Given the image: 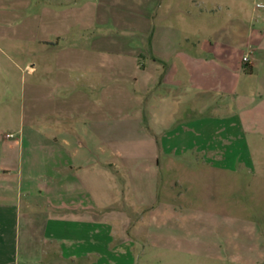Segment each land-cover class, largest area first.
Instances as JSON below:
<instances>
[{
  "label": "rangeland",
  "instance_id": "374dc122",
  "mask_svg": "<svg viewBox=\"0 0 264 264\" xmlns=\"http://www.w3.org/2000/svg\"><path fill=\"white\" fill-rule=\"evenodd\" d=\"M200 1L223 7L217 21L216 15L210 22H198L203 28L200 35H207L215 21L216 25L225 22L226 15L248 22L256 19L264 5V0ZM200 1L191 10L198 11ZM66 3L71 5V16L63 13L61 37L45 43L36 16L39 0H0L2 139L12 134L10 140L16 142L22 129L30 134L31 121L54 128L52 118L40 121L45 109L48 114L54 110V103L48 101L45 104L50 106L42 108L45 94L58 97L53 85L47 91L42 87L49 84L42 82L41 68L56 62L51 54H58V64L73 69L70 95L86 85V79L97 81L103 72L111 101V185L103 187L110 206L104 217L111 230L109 264H264V123L255 125L260 129L254 132L242 114L244 132L223 139L228 148L211 162L207 159L212 156L207 155H158L156 166L149 139L128 115L141 65L148 63L145 55L151 54L154 17L160 19L178 1L62 0ZM30 65L36 70L33 75ZM26 215L22 209L16 220L21 260L27 246L43 242L37 222L26 226ZM2 225L7 226L6 220ZM29 252L33 259L45 262H93L87 257L73 259L74 263L52 258L53 250L42 257L39 251Z\"/></svg>",
  "mask_w": 264,
  "mask_h": 264
},
{
  "label": "crops",
  "instance_id": "0c3cea01",
  "mask_svg": "<svg viewBox=\"0 0 264 264\" xmlns=\"http://www.w3.org/2000/svg\"><path fill=\"white\" fill-rule=\"evenodd\" d=\"M175 1L160 19L154 14L151 54L145 55L149 64L141 65L128 114L149 139L156 166L158 155H207L211 162L228 148L223 139L244 132L242 114L254 132L260 129L255 125L264 123V5L249 22L226 15L216 25L223 9L219 4ZM198 1L195 12L191 7ZM36 10L42 41L56 42L63 13L70 17L71 5L39 0ZM214 18L215 27L198 34V22ZM51 55L56 62L41 68L42 82L49 84L42 87L47 91L53 85L58 97L45 94L42 108L50 106L48 101L54 110L48 114L45 109L40 121L53 119L54 128L31 121V133L22 129L16 142L0 136V264H60L58 259H33L29 250L41 257L53 250L52 258L69 263L87 257L92 264H109L111 230L104 217L110 206L103 190L111 185L109 84L102 72L97 81L86 79L70 95L73 69L58 64V54ZM28 70L36 72L33 65ZM22 209L28 213L26 226L37 222L43 239L38 246H27L23 260L16 240Z\"/></svg>",
  "mask_w": 264,
  "mask_h": 264
},
{
  "label": "built area",
  "instance_id": "2783aa9c",
  "mask_svg": "<svg viewBox=\"0 0 264 264\" xmlns=\"http://www.w3.org/2000/svg\"><path fill=\"white\" fill-rule=\"evenodd\" d=\"M248 60V58H247V56H244L243 58H242V61L243 62H246ZM7 137H9V138H12L13 137V135H8Z\"/></svg>",
  "mask_w": 264,
  "mask_h": 264
}]
</instances>
